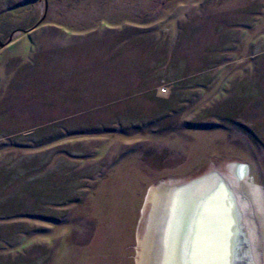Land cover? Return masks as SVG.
Masks as SVG:
<instances>
[{
  "label": "rangeland",
  "instance_id": "obj_1",
  "mask_svg": "<svg viewBox=\"0 0 264 264\" xmlns=\"http://www.w3.org/2000/svg\"><path fill=\"white\" fill-rule=\"evenodd\" d=\"M0 44V264H136L210 171L264 264V0H0Z\"/></svg>",
  "mask_w": 264,
  "mask_h": 264
},
{
  "label": "bare ground",
  "instance_id": "obj_2",
  "mask_svg": "<svg viewBox=\"0 0 264 264\" xmlns=\"http://www.w3.org/2000/svg\"><path fill=\"white\" fill-rule=\"evenodd\" d=\"M243 167L228 164L231 178L241 180L238 171ZM220 173L210 171L192 181L166 180L149 188L143 214L151 205L150 236L143 242L139 236L142 250L136 264H158L159 258V264L254 263L251 253L248 257L239 247L246 238L242 216V233L233 226V213H241L237 189Z\"/></svg>",
  "mask_w": 264,
  "mask_h": 264
},
{
  "label": "water",
  "instance_id": "obj_3",
  "mask_svg": "<svg viewBox=\"0 0 264 264\" xmlns=\"http://www.w3.org/2000/svg\"><path fill=\"white\" fill-rule=\"evenodd\" d=\"M42 20H43V18L39 21V23L40 22H42ZM36 27H34L33 29H35ZM32 29V30H33ZM8 43H9V41H8ZM8 43H6V44H8ZM6 44H0V46L1 47H3V46H5ZM246 165V164H245ZM228 189H230L228 186H226ZM231 190V189H230ZM234 214V217H233V226H234V229L236 230L237 228L238 229H240V232L242 233V230H243V228H244V226H242V224H241V213H237V212H235V213H233Z\"/></svg>",
  "mask_w": 264,
  "mask_h": 264
},
{
  "label": "flooded vegetation",
  "instance_id": "obj_4",
  "mask_svg": "<svg viewBox=\"0 0 264 264\" xmlns=\"http://www.w3.org/2000/svg\"><path fill=\"white\" fill-rule=\"evenodd\" d=\"M250 174V173H249ZM248 174V175H249ZM241 218V217H240ZM241 220H242V218H241ZM243 226V225H242ZM243 241V242H242ZM246 241V242H245ZM241 245H239V247L241 248V249H243V252L244 253H246V254H249L248 252H249V248H250V244H249V241L247 240V238H243L242 240H241ZM243 245V246H242ZM248 245V246H247ZM250 256V255H249ZM245 260V259H244ZM246 262H248V260H245Z\"/></svg>",
  "mask_w": 264,
  "mask_h": 264
},
{
  "label": "snow or ice",
  "instance_id": "obj_5",
  "mask_svg": "<svg viewBox=\"0 0 264 264\" xmlns=\"http://www.w3.org/2000/svg\"><path fill=\"white\" fill-rule=\"evenodd\" d=\"M223 264H227V262H226V261H224V262H223Z\"/></svg>",
  "mask_w": 264,
  "mask_h": 264
},
{
  "label": "trees",
  "instance_id": "obj_6",
  "mask_svg": "<svg viewBox=\"0 0 264 264\" xmlns=\"http://www.w3.org/2000/svg\"><path fill=\"white\" fill-rule=\"evenodd\" d=\"M14 135V134H13Z\"/></svg>",
  "mask_w": 264,
  "mask_h": 264
}]
</instances>
